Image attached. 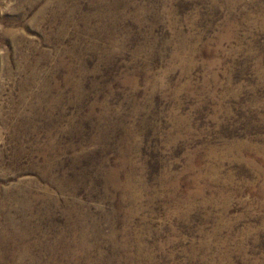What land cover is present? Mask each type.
<instances>
[{
	"label": "rangeland",
	"instance_id": "rangeland-1",
	"mask_svg": "<svg viewBox=\"0 0 264 264\" xmlns=\"http://www.w3.org/2000/svg\"><path fill=\"white\" fill-rule=\"evenodd\" d=\"M0 264H264V0H0Z\"/></svg>",
	"mask_w": 264,
	"mask_h": 264
}]
</instances>
